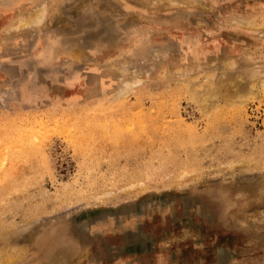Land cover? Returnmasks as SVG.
Listing matches in <instances>:
<instances>
[{
    "label": "rangeland",
    "instance_id": "obj_1",
    "mask_svg": "<svg viewBox=\"0 0 264 264\" xmlns=\"http://www.w3.org/2000/svg\"><path fill=\"white\" fill-rule=\"evenodd\" d=\"M0 264H264V0H0Z\"/></svg>",
    "mask_w": 264,
    "mask_h": 264
},
{
    "label": "bare ground",
    "instance_id": "obj_2",
    "mask_svg": "<svg viewBox=\"0 0 264 264\" xmlns=\"http://www.w3.org/2000/svg\"><path fill=\"white\" fill-rule=\"evenodd\" d=\"M238 22H239V21H238ZM182 77H183V76H182ZM223 82H224V81H223ZM233 82H234V81H233ZM235 83H236V82H235ZM257 83H258V82H257ZM218 84H219V83H216V85H218ZM222 84H223V83H222ZM222 84H221V86H222ZM232 84H234V83H232ZM236 84H237V83H236ZM208 85H209V84H208ZM219 86H220V85H219ZM223 86H224V85H223ZM256 86H257V85H256ZM252 87H253V86H252ZM213 88H214V87H213ZM219 88H221V87H219ZM257 88H258V87H257ZM215 90H216V88L213 90L214 93H215ZM217 90H218V88H217ZM220 90H221V92H222V89H220ZM220 90H219V91H220ZM223 90H225V89L223 88ZM219 91H218V92H219ZM247 91H249V90H247ZM218 92H216V93H218ZM221 92H219V93H221ZM224 92H225V91H223L222 93H224ZM235 92H236V91H235ZM235 92H234V94H235ZM238 92H240V91H238ZM238 92H236V95H237V96L233 94L234 97H235V96L238 97V96L240 95V93H238ZM196 93H197V92H196ZM200 93H201V91H200ZM200 93H199V94H200ZM202 93H203V91H202ZM202 93H201L200 95L197 93V99H198L200 102H204L207 96H208V98H209L208 100H210V99H211L210 96H213V95H214V93L212 92V89H211V92H210V89H209V92H208V93H205V90H204V93H205L204 95H203ZM216 93H215V95H216ZM219 93H218V94H219ZM227 93H228V92H227ZM230 93H231V92H230ZM241 94H245V93H242V92H241ZM247 94H248V92H247ZM252 94H254V92H253ZM224 95H227V94L224 93ZM224 95H223V98H224ZM231 95H232V94H231ZM218 96H219V95H218ZM243 96H246V94H245V95H241V96H239L238 101H240V98L243 97ZM247 96H248V95H247ZM215 97H217V95H216ZM228 97H230V95H229ZM234 97H233V98H234ZM213 98H214V96L212 97V99H213ZM225 98L228 99L227 97H225ZM233 98L230 97L231 100H230V99H229V100H230L231 102L228 101V100H226V99H221V100H222V103L224 102L223 100H226V101H228L229 103H232V99H233ZM244 98H245V97H244ZM212 99H211V100H212ZM195 100H196V97H195ZM214 100H217V99L214 98ZM199 101H198V103H200ZM219 101H220V98H219ZM219 101H218V102H219ZM235 101H237V99H236ZM242 101L244 102L245 100H242V98H241V102H242ZM205 102H206V101H205ZM228 102H227V103H228ZM196 103H197V102H196ZM207 103H208V102H207ZM212 103H213V101H212ZM219 103H220V102H219ZM227 103H226V104H227ZM204 104L207 105L206 103H204ZM213 104H214V103H213ZM213 104H212V105H213ZM216 104H217V102H216ZM224 104H225V103H224ZM227 105H229V104H227ZM217 106H218V105H217ZM199 107H200V106H199ZM203 108H204V107H203ZM208 108H209V107H208ZM214 108H215V107H214ZM208 110H209V109H208ZM207 113H208V112H207ZM3 260H4V259H3ZM5 261H6V260H5Z\"/></svg>",
    "mask_w": 264,
    "mask_h": 264
}]
</instances>
